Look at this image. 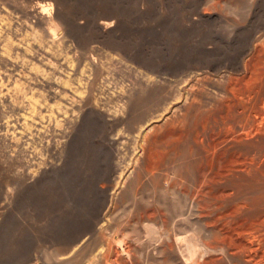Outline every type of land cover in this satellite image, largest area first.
<instances>
[{
  "label": "rangeland",
  "instance_id": "obj_1",
  "mask_svg": "<svg viewBox=\"0 0 264 264\" xmlns=\"http://www.w3.org/2000/svg\"><path fill=\"white\" fill-rule=\"evenodd\" d=\"M108 263L264 264V0H0V264Z\"/></svg>",
  "mask_w": 264,
  "mask_h": 264
},
{
  "label": "bare ground",
  "instance_id": "obj_2",
  "mask_svg": "<svg viewBox=\"0 0 264 264\" xmlns=\"http://www.w3.org/2000/svg\"><path fill=\"white\" fill-rule=\"evenodd\" d=\"M51 7H52L51 2H44L41 4V10H43V11L45 9L51 8ZM102 24H103V26H108V25H110V22L109 21H102ZM52 35H53V37L55 36L54 34H52ZM143 115H144L143 111H141L140 113H137L136 116H134V121H136V120L138 121L139 119L142 118Z\"/></svg>",
  "mask_w": 264,
  "mask_h": 264
}]
</instances>
